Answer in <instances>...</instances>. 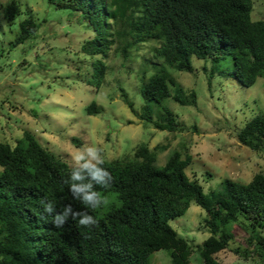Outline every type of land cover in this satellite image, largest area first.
<instances>
[{
	"label": "trees",
	"instance_id": "16d2710c",
	"mask_svg": "<svg viewBox=\"0 0 264 264\" xmlns=\"http://www.w3.org/2000/svg\"><path fill=\"white\" fill-rule=\"evenodd\" d=\"M47 2L56 10H67L70 22L92 31L78 52L94 58L93 69L90 76L78 77L95 88L104 82L108 72L104 59L114 45L127 58L135 47L157 41L152 49L162 62L156 63L157 72L143 77L141 111L128 92L120 89L131 111L159 130L189 128L163 105L164 100L173 97L182 105L198 102L195 91L184 96V88L168 67L191 72V57L196 56L212 63L210 85L216 72L246 87L264 77V19H252L253 0ZM21 14L19 0L3 5L4 18L14 32L10 49L34 42L41 31L42 22L32 16L18 22ZM154 103L161 104L157 120ZM102 109L93 101L87 112L96 114ZM237 138L254 152L264 151V113L247 120ZM167 148V144L152 149L142 143L131 159L105 160L112 181L98 190L108 203L89 210L98 223L82 228L69 220L57 228L42 201H52L58 209L69 203L77 209L84 207L65 183L71 165L33 131L25 130L14 140L0 139V264H150L151 254L162 249L169 251L173 264H193L195 252L201 264H223L218 253L226 249L264 264V172H257L249 182L226 177L220 190L206 193L199 180L187 173L193 155L186 144L173 151L163 166L156 164L159 150ZM192 201L205 209L203 225L212 233L196 249L170 223L185 214ZM230 224H236V229L229 230Z\"/></svg>",
	"mask_w": 264,
	"mask_h": 264
},
{
	"label": "rangeland",
	"instance_id": "374dc122",
	"mask_svg": "<svg viewBox=\"0 0 264 264\" xmlns=\"http://www.w3.org/2000/svg\"><path fill=\"white\" fill-rule=\"evenodd\" d=\"M9 1L0 0V50H5L0 55V139L14 140L25 130L33 131L69 165L70 154L83 146L95 145L105 160H113L133 158L142 143L152 149L167 144V149L159 150L156 164L161 167L173 151L186 144L193 155L187 173L199 180L206 193L220 190L226 177L249 182L257 172H264V151L254 152L237 138V131L247 120L264 113V77L246 87L232 76L216 72L210 85L212 63L196 56L191 57V72L168 67L184 88V96L195 91L198 102L182 105L173 97L164 100L163 105L173 109L177 119L189 128L159 130L131 111L120 89L128 92L141 111L145 103L140 92L143 77L157 72L156 63L162 62L152 49L158 44L156 40L135 47L127 58L114 45L104 59L108 64L104 82L95 88L78 77L90 76L93 69L94 58L78 52L92 31L70 22L67 10H56L47 0H19L22 14L17 21L32 16L42 26L34 42L10 49L14 32L3 15V5ZM253 5L252 19H264V0H253ZM225 63L223 66L228 65ZM93 101L102 106L100 113L87 112ZM160 114L161 104L154 103V118L159 119ZM205 217V209L192 201L187 212L170 223L196 249L212 234L203 225ZM228 228L235 230L236 224ZM197 254H193V264H201ZM218 257L223 264H255L230 249L219 252ZM150 264L173 262L169 251L162 249L151 254Z\"/></svg>",
	"mask_w": 264,
	"mask_h": 264
},
{
	"label": "clouds",
	"instance_id": "9594fccd",
	"mask_svg": "<svg viewBox=\"0 0 264 264\" xmlns=\"http://www.w3.org/2000/svg\"><path fill=\"white\" fill-rule=\"evenodd\" d=\"M70 155L72 170L65 183L73 199L84 207L77 209L69 203L58 209L54 202L42 201L44 211L57 228H62L69 220L76 222L78 227L89 228L98 223L89 210L96 211L108 203L98 189L107 188L112 181V175L104 167L105 158L101 149L95 145L83 146Z\"/></svg>",
	"mask_w": 264,
	"mask_h": 264
}]
</instances>
